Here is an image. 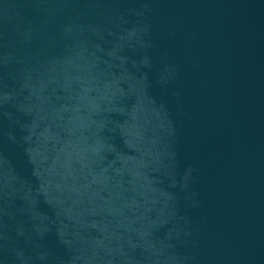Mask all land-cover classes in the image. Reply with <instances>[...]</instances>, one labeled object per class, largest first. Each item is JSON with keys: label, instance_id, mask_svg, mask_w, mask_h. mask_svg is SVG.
I'll return each mask as SVG.
<instances>
[{"label": "water", "instance_id": "obj_1", "mask_svg": "<svg viewBox=\"0 0 264 264\" xmlns=\"http://www.w3.org/2000/svg\"><path fill=\"white\" fill-rule=\"evenodd\" d=\"M0 264H264V0H0Z\"/></svg>", "mask_w": 264, "mask_h": 264}]
</instances>
